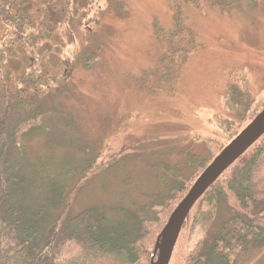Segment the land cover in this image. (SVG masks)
<instances>
[{"label": "rangeland", "instance_id": "374dc122", "mask_svg": "<svg viewBox=\"0 0 264 264\" xmlns=\"http://www.w3.org/2000/svg\"><path fill=\"white\" fill-rule=\"evenodd\" d=\"M32 1L16 3L15 19L0 12V132L9 163L48 175L47 191L69 197V216L93 207L107 219L152 222L143 245L153 252L203 167L264 108V0H98L96 23L82 21L94 5L81 0L89 12L78 10L70 31L44 17L43 0ZM11 21L24 23L22 36ZM41 23L47 28L37 31ZM55 23L60 48L41 62L31 49L50 48L43 36ZM7 41L19 51L24 44L34 61L10 58ZM190 223L169 264H184L203 237L202 221ZM74 244L63 247L65 257ZM242 261L264 264V248L248 249Z\"/></svg>", "mask_w": 264, "mask_h": 264}, {"label": "trees", "instance_id": "16d2710c", "mask_svg": "<svg viewBox=\"0 0 264 264\" xmlns=\"http://www.w3.org/2000/svg\"><path fill=\"white\" fill-rule=\"evenodd\" d=\"M49 3L43 0L41 5ZM240 95L232 96L238 109L242 106ZM2 137L0 264H149L152 251L145 250L143 244L149 240L145 234L152 222L136 214L107 219L93 207L67 215L63 206L69 200L67 194L58 188L49 193L48 175L15 169ZM171 195L172 191L168 200ZM196 204L195 214L186 217L182 228L202 221L199 225L204 235L184 264H244L241 259L248 249L264 248V134ZM68 241L77 248L69 258L62 253Z\"/></svg>", "mask_w": 264, "mask_h": 264}, {"label": "water", "instance_id": "95a60500", "mask_svg": "<svg viewBox=\"0 0 264 264\" xmlns=\"http://www.w3.org/2000/svg\"><path fill=\"white\" fill-rule=\"evenodd\" d=\"M264 134V108L229 141L193 181L158 235L150 264H169L175 243L192 207L208 188Z\"/></svg>", "mask_w": 264, "mask_h": 264}, {"label": "flooded vegetation", "instance_id": "af4514ba", "mask_svg": "<svg viewBox=\"0 0 264 264\" xmlns=\"http://www.w3.org/2000/svg\"><path fill=\"white\" fill-rule=\"evenodd\" d=\"M13 1H15L13 3ZM19 0H0V12L1 13H4V14H9V17L6 15V17L3 16L2 20H7L8 18H11V19H15V17L13 16L14 14H18V12H20V9L18 8V6L16 5V3L18 2ZM50 3L48 6H42L41 4L37 5L38 9L43 10V15L44 17L48 18L50 15H51V18H55L56 21L59 23V24H62V23H66L67 24V27H69V31L71 29V27H73L71 24L74 22L73 18H77L79 19V14H78V10H86L87 12H89V9L88 8H83V7H80L79 4H80V1L81 0H49ZM22 2H27L29 3L30 5L33 4V1L32 0H29V1H26V0H22ZM43 2V1H42ZM92 3L94 5V9H92V16L89 18H85V16L82 17V21L86 20V21H94L95 19H97V14H98V9H99V3H98V0H92ZM57 4H60V5H57ZM54 6H58L59 8V12L58 10L56 11V13L54 11H52L53 7ZM62 9V10H61ZM67 9V10H66ZM0 13V14H1ZM98 20H95L94 23H96ZM12 24L14 25H17L19 28L18 30L16 31V37L17 36H22V32L21 30L23 29V26H24V23L19 21V22H15V21H11ZM57 23H55V25L52 27L51 30V33H44V36L43 37H50L51 41L54 42V43H51V46L50 48L48 49V44L47 43H44L42 44L40 47L38 48H32L31 50L33 52H35V56L38 57L39 61L43 62L45 61L44 58H47V59H53L55 58L54 56H57V55H52V53L54 51H56V49L53 48L54 45H56V48H60L59 46V43L60 40H58L57 38V33L54 32L53 28L57 27ZM71 25V26H70ZM45 28H47V26L43 23H41V26H37L36 29L37 31L38 30H44ZM49 30V29H47ZM57 30V29H56ZM88 31L89 33L91 32V28L88 27ZM40 36V33L38 32L37 33V37ZM11 42H8L7 41V47H6V51L9 52V57L14 59V60H17V61H22V59L24 57L27 56V59L28 60L27 62H33L34 59H33V56L32 55H29L27 49H26V46L24 44H21L23 50L25 51L26 55L25 56H20V54L24 55V51H19L18 48H16V45H18L16 43V45H12L10 44ZM3 52V50H1V53ZM75 53H77L76 55H74V57L78 56L80 51H76ZM64 59V58H62ZM66 60H63V62H68V58H66Z\"/></svg>", "mask_w": 264, "mask_h": 264}]
</instances>
